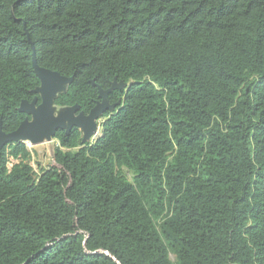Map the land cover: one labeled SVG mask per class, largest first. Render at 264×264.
<instances>
[{
  "label": "trees",
  "instance_id": "obj_1",
  "mask_svg": "<svg viewBox=\"0 0 264 264\" xmlns=\"http://www.w3.org/2000/svg\"><path fill=\"white\" fill-rule=\"evenodd\" d=\"M31 45L73 78L56 108L124 87L39 175L2 147L0 264H264V0H0L5 134L40 103Z\"/></svg>",
  "mask_w": 264,
  "mask_h": 264
},
{
  "label": "water",
  "instance_id": "obj_2",
  "mask_svg": "<svg viewBox=\"0 0 264 264\" xmlns=\"http://www.w3.org/2000/svg\"><path fill=\"white\" fill-rule=\"evenodd\" d=\"M27 39L29 40L28 35ZM31 50V67L40 81V86L33 92L39 97L40 103L37 104L36 97L30 103L22 101L18 112L26 115V118L15 131L9 134L2 132L0 122V150L8 143L20 142L25 144L24 140H29L30 145L33 146L43 142L49 143L57 130L68 133L73 127L81 132L82 142H86L96 132L98 119L106 112L114 110L117 105H110L107 101V95L113 90L122 89L124 83L116 84L114 81L107 90L98 88L100 101L96 103L88 115L79 112L77 105L60 109L61 111L55 114L54 99L58 93L64 91L73 78H66L56 72L39 67L35 60L32 45Z\"/></svg>",
  "mask_w": 264,
  "mask_h": 264
},
{
  "label": "rangeland",
  "instance_id": "obj_3",
  "mask_svg": "<svg viewBox=\"0 0 264 264\" xmlns=\"http://www.w3.org/2000/svg\"><path fill=\"white\" fill-rule=\"evenodd\" d=\"M59 111L61 110L55 107V114H57ZM103 121L104 119H102V117L98 119L96 123L97 124L96 132H94V134L90 136V138L86 142L93 143L97 138L101 136V124ZM27 144L25 146L28 148L31 154L30 165L35 174L39 175L41 170L47 169L50 166L55 165L53 162V150L56 142L53 139L49 143L43 142L34 146L30 145L29 143ZM16 163H18L17 160L9 159L7 167L10 169ZM127 175L128 178H130V174ZM170 259L173 260L174 257L170 255Z\"/></svg>",
  "mask_w": 264,
  "mask_h": 264
},
{
  "label": "bare ground",
  "instance_id": "obj_4",
  "mask_svg": "<svg viewBox=\"0 0 264 264\" xmlns=\"http://www.w3.org/2000/svg\"><path fill=\"white\" fill-rule=\"evenodd\" d=\"M93 134H94V133H93ZM24 143H29V144H30V141H29V140H26V141L24 140Z\"/></svg>",
  "mask_w": 264,
  "mask_h": 264
}]
</instances>
